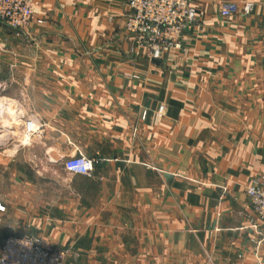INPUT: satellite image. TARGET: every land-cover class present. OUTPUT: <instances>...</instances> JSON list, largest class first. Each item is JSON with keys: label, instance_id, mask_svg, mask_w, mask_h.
Instances as JSON below:
<instances>
[{"label": "crops", "instance_id": "0c3cea01", "mask_svg": "<svg viewBox=\"0 0 264 264\" xmlns=\"http://www.w3.org/2000/svg\"><path fill=\"white\" fill-rule=\"evenodd\" d=\"M38 1L27 29L0 25V253L32 235L65 264H264L247 192L264 0L230 17L197 0L185 51L158 64L131 52L127 0ZM79 154L100 160L91 176L65 169Z\"/></svg>", "mask_w": 264, "mask_h": 264}, {"label": "built area", "instance_id": "2783aa9c", "mask_svg": "<svg viewBox=\"0 0 264 264\" xmlns=\"http://www.w3.org/2000/svg\"><path fill=\"white\" fill-rule=\"evenodd\" d=\"M127 1L130 13L126 18V31L132 53L158 64L170 54L185 51L186 34L198 20L197 0ZM38 5V0H0V25L18 31L27 29L36 20ZM254 9L253 1L242 5L231 0L221 3V14L224 17L239 13L250 15ZM163 110L164 106H161L160 111ZM25 127L28 136L36 131L30 120ZM99 162V159L79 154L65 162V169L71 174L91 176ZM247 192L257 218L264 225V175L256 177ZM253 227L257 234L264 237L260 225L253 223ZM67 254L65 249L47 247L40 236H12L2 245L0 264H65Z\"/></svg>", "mask_w": 264, "mask_h": 264}, {"label": "rangeland", "instance_id": "374dc122", "mask_svg": "<svg viewBox=\"0 0 264 264\" xmlns=\"http://www.w3.org/2000/svg\"><path fill=\"white\" fill-rule=\"evenodd\" d=\"M0 105H1V103H0ZM0 154H1V114H0Z\"/></svg>", "mask_w": 264, "mask_h": 264}, {"label": "clouds", "instance_id": "9594fccd", "mask_svg": "<svg viewBox=\"0 0 264 264\" xmlns=\"http://www.w3.org/2000/svg\"><path fill=\"white\" fill-rule=\"evenodd\" d=\"M80 170H83V169H80Z\"/></svg>", "mask_w": 264, "mask_h": 264}, {"label": "bare ground", "instance_id": "6f19581e", "mask_svg": "<svg viewBox=\"0 0 264 264\" xmlns=\"http://www.w3.org/2000/svg\"><path fill=\"white\" fill-rule=\"evenodd\" d=\"M25 129V128H24ZM26 137V136H25Z\"/></svg>", "mask_w": 264, "mask_h": 264}]
</instances>
